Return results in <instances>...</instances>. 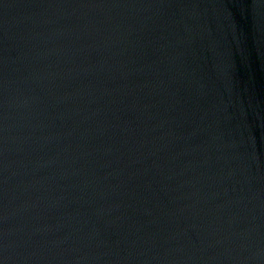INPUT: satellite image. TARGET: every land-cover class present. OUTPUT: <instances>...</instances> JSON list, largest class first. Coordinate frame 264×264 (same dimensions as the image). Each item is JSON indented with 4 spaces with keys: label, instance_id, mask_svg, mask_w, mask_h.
Segmentation results:
<instances>
[{
    "label": "water",
    "instance_id": "1",
    "mask_svg": "<svg viewBox=\"0 0 264 264\" xmlns=\"http://www.w3.org/2000/svg\"><path fill=\"white\" fill-rule=\"evenodd\" d=\"M0 264H264V0H0Z\"/></svg>",
    "mask_w": 264,
    "mask_h": 264
}]
</instances>
